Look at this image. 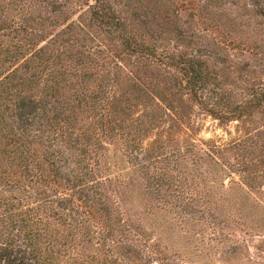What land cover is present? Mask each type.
Returning a JSON list of instances; mask_svg holds the SVG:
<instances>
[{
    "label": "rangeland",
    "instance_id": "rangeland-1",
    "mask_svg": "<svg viewBox=\"0 0 264 264\" xmlns=\"http://www.w3.org/2000/svg\"><path fill=\"white\" fill-rule=\"evenodd\" d=\"M6 1L12 0H0V4ZM65 1H60L62 7L56 4L61 12H53V5L48 6V13L39 7L33 25L42 27L38 24L42 13L56 19L52 27L46 25V36L59 35L65 62L73 59L79 64L83 91L81 87L79 92L55 91L54 83L48 88L39 83L30 90L22 74L5 84L0 89V169L16 163V150L8 143L15 138L12 131L17 114L57 124L53 129L59 131L63 116L45 122L46 113L30 106V101L41 97L44 103H61L60 108L75 122L65 133L59 191L68 192L82 183L70 170L94 172L98 182L91 187L98 184L94 190L102 197L96 204L99 216L106 224L115 221L121 236L137 235L141 243L165 258L163 264H264V107L250 117L223 122L204 112L189 96L177 95L175 109L165 113L162 107L168 104L169 95L164 81L169 76L164 68L141 62L129 67V76L128 70L108 67V55L96 53V45L103 42L108 48L117 43L119 49V39L94 38L89 30L87 34L70 24L76 6ZM119 2L114 5L115 13L130 19L141 38L150 42L161 39L188 53L200 50L216 80L225 82V89L236 100L248 96L251 87L264 85V0ZM4 39L0 79L12 68L9 64L1 67L7 59L6 49H13L11 36ZM37 72L38 79L58 81L54 71ZM74 94L77 98L72 99ZM106 94L109 111L115 116L107 123L109 129L88 109ZM18 103H23L21 111ZM40 106H44L42 102ZM59 134L54 133L53 138L59 139ZM34 144L26 146L34 148ZM147 147L152 154L144 161ZM47 154L51 152L45 158ZM182 192L188 201L194 199V206L180 200ZM209 212L215 218L213 223L206 219Z\"/></svg>",
    "mask_w": 264,
    "mask_h": 264
},
{
    "label": "trees",
    "instance_id": "trees-1",
    "mask_svg": "<svg viewBox=\"0 0 264 264\" xmlns=\"http://www.w3.org/2000/svg\"><path fill=\"white\" fill-rule=\"evenodd\" d=\"M40 1L44 4L27 3L24 0L0 4V47H6V37L11 36L13 43V49H6L7 59L1 65L5 67L9 64L12 68L1 76L0 89L22 74L30 90L40 86L39 83L45 88L53 87L49 83H54L55 91L65 89L77 92L81 87L79 64L74 63L73 59L65 62V53L59 50L62 49L59 35L46 36V27H52L56 19L42 13L38 17V24L42 27L33 25L34 14L39 7L40 11L48 13V6L53 5V12H61L56 4L62 7V0H53L51 3ZM70 1L76 6L73 10L76 17L70 19V24L74 23L86 33L89 30L94 38L106 40V35L108 39H116V36L119 39V49L117 43L111 44L112 48H107L103 42L102 45H96V53L108 55V67L111 65V68L128 70L129 67H137V63L148 62V67L164 68L166 76H169L164 81L168 85L169 95L168 104L162 107L165 113L175 109L177 95L189 96L204 112L223 122L250 117L264 107V85L258 89L251 87L249 97L242 96L236 100L225 89L226 83L216 80L205 58L200 56V50L191 53L179 51V45L172 46L161 39L150 42L137 35L130 19L126 20L115 13L114 5H120L119 0ZM90 65L94 68L92 63ZM49 69L54 71L52 74L57 76L58 81L38 79L37 70ZM127 74L132 76L131 70ZM19 92L17 90L16 94ZM71 97L77 98V95ZM108 99V94L103 95L88 107L90 111H95L94 117L99 118L103 128L105 122L111 124L115 117L109 111ZM41 102L43 107L40 106ZM22 104L18 103L19 111L23 108ZM60 104L54 101L44 103L41 97L38 101H30V106L34 105L38 111L46 113L45 122L56 121L58 115L63 116L64 124H59V131L53 129L57 124H44L39 118L33 119L24 114H17L13 119L12 135L15 138H10L8 144L16 150V163L7 169H0V264H163L165 258L153 247L141 243L135 234L121 236L115 221L106 224L99 216L96 204H100L98 201L102 197L94 190L98 184L91 187L94 182H98L94 179V172L72 169L73 178L82 183L69 188L68 192L58 190L63 179L60 177V160L63 159L61 154L64 153L63 146L67 140L65 133L67 128L74 127L69 125L75 122L63 111L64 108H60L63 107ZM47 127H51V130ZM143 129L146 130L145 126ZM56 132L60 133L59 139L53 138ZM32 143H35L34 148L32 145L26 146ZM206 150L213 152L210 148ZM47 151L51 152L47 154L49 159L45 158ZM180 151L177 148L176 152ZM151 152L149 147L144 149V161ZM159 177L158 180L163 182L162 176ZM190 199L188 201L185 192L181 193L180 200H187L194 206V199ZM206 219L210 223L215 221L210 212Z\"/></svg>",
    "mask_w": 264,
    "mask_h": 264
}]
</instances>
